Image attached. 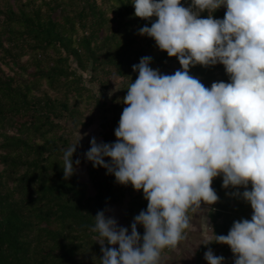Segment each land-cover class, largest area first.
<instances>
[{
    "label": "trees",
    "instance_id": "trees-1",
    "mask_svg": "<svg viewBox=\"0 0 264 264\" xmlns=\"http://www.w3.org/2000/svg\"><path fill=\"white\" fill-rule=\"evenodd\" d=\"M131 2L0 0V264H101L99 235L92 230L96 213L106 216L110 204L119 205L128 196L124 217L130 232L133 218L146 210L142 190L117 183L105 168L87 160L94 191L89 194L76 168L65 179L61 167L63 152L74 145L61 120H70L72 128L85 125L80 101L101 109V143H114L126 107L122 98L138 75L132 65L148 56L149 67L160 74L181 70L175 56L138 34L155 17H135ZM181 4L188 7L191 0ZM224 14L222 6L211 13L214 19ZM208 15L207 10L199 13L200 18ZM189 74L205 87L230 82L220 63L191 66ZM117 81L121 91L109 103L91 86L106 90ZM83 154L77 146L73 162ZM211 186L219 197L206 212L212 237L213 232L227 235L234 221L251 219L250 204L232 195L244 188H223L222 176ZM137 231L142 236L144 229L137 225ZM209 248L224 257L223 264H234L230 247L216 242L200 245L194 264Z\"/></svg>",
    "mask_w": 264,
    "mask_h": 264
},
{
    "label": "clouds",
    "instance_id": "clouds-1",
    "mask_svg": "<svg viewBox=\"0 0 264 264\" xmlns=\"http://www.w3.org/2000/svg\"><path fill=\"white\" fill-rule=\"evenodd\" d=\"M131 4L135 17H155L138 34L175 56L181 70L160 74L149 67L151 57L140 58L132 65L137 78L121 101L126 107L114 130L116 141L97 143L93 137L84 154L94 168L142 190L147 200L130 234L104 211L96 213L92 230L99 235L101 264H160L162 251L185 238L189 213L218 201L211 186L217 176L223 188H244L232 195L248 202L252 215L234 221L227 235L213 232L204 244H227L234 264H264V0H191L188 7L181 0ZM221 6L223 19H214L211 13ZM205 10L208 17L200 18ZM217 63L230 82L205 87L189 74L191 66ZM78 141L63 152L65 179L80 163L72 160ZM137 225L144 229L142 236ZM204 259L224 261L210 248Z\"/></svg>",
    "mask_w": 264,
    "mask_h": 264
},
{
    "label": "rangeland",
    "instance_id": "rangeland-1",
    "mask_svg": "<svg viewBox=\"0 0 264 264\" xmlns=\"http://www.w3.org/2000/svg\"><path fill=\"white\" fill-rule=\"evenodd\" d=\"M224 12L226 8L222 6ZM215 75L220 76V73L217 71ZM93 90L100 98L105 102L110 98L118 96L121 91L120 82L117 81L113 85H110L106 90L101 89L100 85L91 84ZM101 109L96 107L91 101L87 103L85 101H80L79 103V112H81L80 120L84 122L85 125L80 124L75 128H72V123L70 120L63 119L61 120L62 125L69 132V135L74 142L78 141V146L83 148L84 154L90 148V140L94 137L97 143H101V129L99 126ZM83 154L82 159H79L80 163L76 166V172L78 179L86 184L88 188V193L93 194V187L88 180L86 173V163L87 159ZM228 194V193H226ZM128 202V196L125 197L124 201L119 205L110 204L106 210V216H110L117 221L118 226L126 227L127 220L124 217L126 206ZM209 205L201 204V209H198L196 212L189 213L190 224L189 228L185 230V238L178 244L174 249H165L161 253L160 264H194V258L196 256L197 248L205 243L209 238H212L211 226L208 220L207 211ZM130 234V232H129ZM118 247V245H113ZM208 249H205L200 255L199 264H207V261L204 259V253ZM214 254V253H213ZM215 255V254H214ZM216 256V255H215Z\"/></svg>",
    "mask_w": 264,
    "mask_h": 264
}]
</instances>
